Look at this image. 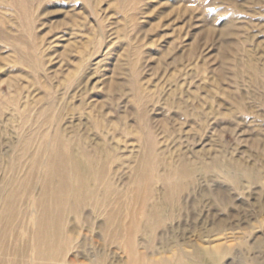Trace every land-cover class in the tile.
<instances>
[{"label": "rangeland", "instance_id": "obj_1", "mask_svg": "<svg viewBox=\"0 0 264 264\" xmlns=\"http://www.w3.org/2000/svg\"><path fill=\"white\" fill-rule=\"evenodd\" d=\"M44 133L97 157L102 195L158 193L137 181L148 153L159 176L186 167L156 252L135 235L146 257L264 264V0H0V187L40 193ZM104 213L89 198L68 218L65 264L129 262Z\"/></svg>", "mask_w": 264, "mask_h": 264}, {"label": "bare ground", "instance_id": "obj_2", "mask_svg": "<svg viewBox=\"0 0 264 264\" xmlns=\"http://www.w3.org/2000/svg\"><path fill=\"white\" fill-rule=\"evenodd\" d=\"M40 138L29 158L31 169L38 174L40 193L33 195L26 188L23 199L15 189L22 180H7L0 187V264H65L62 255L70 240L63 226L68 218L78 217L89 198L95 200L96 208L105 210L104 232L110 224L119 237L126 236L131 254L126 264H219L229 253L219 246L194 248L191 255L179 250L168 260L148 258L137 250L135 235L140 234L150 253L156 252L152 245L155 231L174 213L182 190L179 180L188 174L185 166L178 170L171 165L159 176L158 161L148 153L141 159L137 181L154 175L162 183L158 193L140 184L125 195H102L96 186L100 177L95 169L97 157L86 150L78 154L61 136L44 133Z\"/></svg>", "mask_w": 264, "mask_h": 264}]
</instances>
